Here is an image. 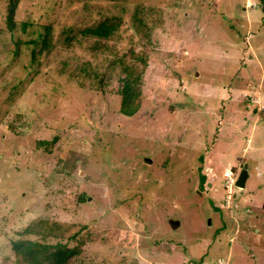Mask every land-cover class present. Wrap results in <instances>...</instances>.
Segmentation results:
<instances>
[{
  "label": "rangeland",
  "instance_id": "obj_1",
  "mask_svg": "<svg viewBox=\"0 0 264 264\" xmlns=\"http://www.w3.org/2000/svg\"><path fill=\"white\" fill-rule=\"evenodd\" d=\"M9 1L0 264H15L10 239L37 218L83 240L70 264H264V0H18L11 30ZM112 15L110 37L81 32ZM130 47L148 59L127 116L117 79Z\"/></svg>",
  "mask_w": 264,
  "mask_h": 264
},
{
  "label": "trees",
  "instance_id": "obj_2",
  "mask_svg": "<svg viewBox=\"0 0 264 264\" xmlns=\"http://www.w3.org/2000/svg\"><path fill=\"white\" fill-rule=\"evenodd\" d=\"M17 4L18 0H10L7 4L5 22L10 30L16 24L14 15ZM121 22L120 16H104L95 23L81 29V32L85 36L89 35L96 39H105L114 34ZM49 32L50 28L45 27V31L41 36L43 46L49 44ZM127 51L129 52L128 57H125V53L124 57L118 58L120 76L117 79L119 81L117 93L120 96L119 112L129 116L134 114L141 104L142 75L147 65L148 57L145 50L135 52L130 47ZM79 74H81L82 78L92 77L97 82V85L102 84L104 81L103 73L90 71L89 67L83 66ZM54 140H56V136H53L50 140L41 139L38 141V145H50ZM199 159H202V155ZM204 181L205 175L200 173L198 183L201 189ZM65 226L67 224L63 222L37 218L16 231V237L10 239L15 264H70L72 256L81 251L83 240L81 238L76 239L73 245L59 240L63 236L62 231L65 230ZM73 235L70 238H74L75 236Z\"/></svg>",
  "mask_w": 264,
  "mask_h": 264
},
{
  "label": "water",
  "instance_id": "obj_3",
  "mask_svg": "<svg viewBox=\"0 0 264 264\" xmlns=\"http://www.w3.org/2000/svg\"><path fill=\"white\" fill-rule=\"evenodd\" d=\"M247 177H248V171H247V169L242 168V169L240 170V172H239V174H238L236 180H235V185H236V186L243 187L244 184H245V180H246ZM174 222H176V221H174ZM173 224H174V223H173Z\"/></svg>",
  "mask_w": 264,
  "mask_h": 264
},
{
  "label": "bare ground",
  "instance_id": "obj_4",
  "mask_svg": "<svg viewBox=\"0 0 264 264\" xmlns=\"http://www.w3.org/2000/svg\"><path fill=\"white\" fill-rule=\"evenodd\" d=\"M226 174H228V172Z\"/></svg>",
  "mask_w": 264,
  "mask_h": 264
}]
</instances>
